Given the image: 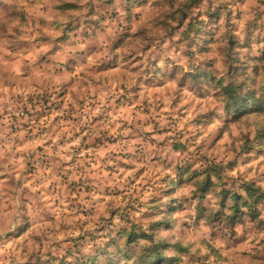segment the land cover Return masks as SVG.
Instances as JSON below:
<instances>
[{"label":"rangeland","instance_id":"1","mask_svg":"<svg viewBox=\"0 0 264 264\" xmlns=\"http://www.w3.org/2000/svg\"><path fill=\"white\" fill-rule=\"evenodd\" d=\"M202 4L203 0H182L179 4L178 0H151V3L150 0H139L128 9L129 23L125 29L128 36L113 50L112 66L105 68L98 64L95 70L83 73L79 95L72 89H62L53 94L40 84L31 85L35 90L28 92L27 103L20 107L22 115L12 117L17 122L9 126L12 132L27 131L42 136L49 128L63 131L65 127L78 125L79 131H73L72 136L84 135L68 161L45 152L50 140L44 146H38L35 152L16 153L15 156L6 153L5 159L0 161V164L7 165V170L0 167V181H4V191L9 196L14 195L13 190L41 168L51 169L45 173L47 187L36 194L41 196L43 205H48L39 220L43 235L35 238L37 248L23 249L24 264H163L161 249L155 244L156 229L164 222L160 214L163 201L152 193L160 191L158 185L164 184L167 185L165 195L174 194L176 181L170 176H161V171L167 170L180 174L182 186L190 185L196 189L193 196L199 201L198 214L205 218L202 223L218 222L215 211L209 212L204 207V201L209 197L212 200L208 207L215 204L222 208L224 216L233 224L240 219L241 211L247 209L252 221L247 226L250 231L245 232V237L251 235L253 242L259 240L264 245L261 238L264 236V214L257 211L258 208L264 209V189L258 187L260 182H264V159H260L264 157V103H254L252 108L238 114L243 102L237 98L236 85L237 79L242 78L246 88L251 84L256 89L250 101L264 94V31L250 28L245 38L240 40L230 30L219 27L223 6L213 10L209 0L205 11ZM66 5L71 6L70 9H62ZM7 7L4 0H0V9ZM135 7H141L142 11L133 20L131 14ZM16 8L19 11H13L0 20V43L4 40L14 42L5 44L4 53H0L4 57V63H0V76L5 77L13 75L15 58L35 50L33 46L44 48L53 39L47 33L61 31V16L82 10L74 0H60L50 10L52 19L45 20L30 16L20 0H16ZM41 10L49 11L47 7ZM150 12L157 14L155 20L149 16ZM203 16H207L209 22L217 23L209 27L201 19ZM109 19L114 18L103 12L97 23L103 24ZM14 22L16 26H13ZM135 23L141 24L138 33L133 31ZM26 28L30 29L28 35L33 37L31 44L19 39ZM150 29H165L169 35L183 30L182 40L174 45L176 52L187 57L189 67L191 61L199 58L200 77L208 81V88L192 92L187 80L197 77L191 76L180 64L167 77L151 82L138 78L129 86L127 74L135 73L144 61L134 51H124L121 56V49L143 43L142 51L147 55L152 47L147 39ZM189 43L198 44L196 51L187 48ZM41 59L42 56L38 57L37 62ZM20 71H23V65ZM30 75H23L20 79L28 81ZM22 87L27 88L28 85ZM101 93H111L106 98L108 107L100 116L87 115L86 112L99 107ZM223 96L230 97L233 102L228 118L221 120L216 102ZM192 109L197 114L184 123L185 116ZM105 116L109 120L120 121L123 127L136 129L141 126L145 131L137 129L136 135L122 139L139 138L145 144L155 145L159 151L151 157L143 154L139 158L131 153H120L118 159H113L117 155L115 153L102 158L93 155V152H103L116 142L111 136L89 134L93 125ZM157 136L162 139L156 140ZM65 139L68 138L62 137L59 143L63 144ZM16 146H20L19 142ZM51 150L58 151L56 145H52ZM81 152L84 155H80ZM22 158L24 168L21 177L24 179H17L14 166L8 161ZM238 165H251L247 171L255 173L250 181L241 185L245 190L249 189V194L257 196L254 204L250 197L247 201H240L237 192L229 187L231 177L225 179V173ZM120 169L123 172L117 180ZM73 172L77 178L70 179ZM97 173L106 177L104 184L94 179ZM235 203L239 209L234 215L231 207ZM187 207L181 205L169 211L178 215ZM231 216L234 220L229 218ZM117 218L120 225L114 223ZM145 225L148 232L144 231ZM9 264L13 261L10 260Z\"/></svg>","mask_w":264,"mask_h":264},{"label":"clouds","instance_id":"2","mask_svg":"<svg viewBox=\"0 0 264 264\" xmlns=\"http://www.w3.org/2000/svg\"><path fill=\"white\" fill-rule=\"evenodd\" d=\"M20 2L28 10L30 16L35 15L45 20H51L50 10L60 0H34V7L32 6L33 0H20ZM74 2L78 3L82 10L68 16H61V31L55 34L47 33L52 35L53 39L44 48L33 46L35 50L15 58L16 69L13 75L0 76V161L5 159L6 153L15 156L16 153L35 152L38 146H44L49 140L51 144L45 148V152L49 156H58L61 160L68 161L72 159V150L80 146L84 134L82 133L80 137L72 136L73 131H79L78 125L65 127L63 131L49 128L42 136L27 131L12 132L9 127L17 123L12 118L14 115H22L19 113V109L27 103L28 92L35 90L31 87L33 83L50 89L53 94L62 89H72L79 95V82L83 79V73L95 70L98 64H103L105 68L111 67L115 58L113 50L128 36V32L125 30L129 23L128 9L138 4L139 0H74ZM180 2L182 0H178V4ZM4 3L8 7L0 9V20L13 11H19L16 8V0H4ZM221 6H223V10L218 22L222 30H230L240 40L245 38L250 28L255 27L258 31H264V0H211L213 10ZM45 7L49 9L48 12L41 10ZM208 7L209 0H203L202 8L206 11ZM141 11V7L134 8L131 14L133 20L135 15ZM103 12H107L114 19H109L98 25L97 20ZM149 16L155 20L157 14L150 12ZM201 19L209 27L217 23V21L209 22L207 16H203ZM13 26H16L15 22ZM140 28L141 24L135 23L133 31L138 33ZM29 31L30 29L26 28L24 35L19 39L31 44L33 37L28 35ZM182 32L183 30L169 35L168 30L165 29H150L147 39L151 41L152 47L147 55L142 51L145 47L143 43L130 44L127 49H121V56L124 51H134L144 61L135 73L127 74L130 87L137 82L138 78L151 82L154 79L167 77L174 73L177 64H180L191 76L197 77L187 80V86L192 92L208 88V81L200 77L199 58L191 61V67H189L190 62L187 57L176 52L174 45L175 42L182 40ZM12 43L14 42L11 40H4L3 43H0V53H4L5 44ZM197 47L198 44L195 46L187 44V48H192L193 51H196ZM187 48L183 51H186ZM41 56L43 59L37 62L38 57ZM0 63H4L3 55H0ZM21 65H23V71H20ZM121 66L123 67L122 62ZM29 73L31 75L28 81L20 79L21 76ZM25 84L28 85L27 88L22 87ZM236 85L238 88L237 98L243 102L238 114H242L245 109L252 108L254 103H264V94L250 101L249 98L256 89L251 84L246 88L244 79L238 78ZM110 94L101 93L99 107L92 112H86V114L100 116L108 107L106 98ZM188 95L191 96V93ZM185 102L187 101L185 100ZM232 102L228 96H223L216 102L219 119L228 118ZM196 114L195 109L188 111L184 123L191 121ZM48 123L50 124V121ZM81 123L84 121L82 120ZM137 129L140 132L145 131L141 126H137L136 129L123 127L120 121L109 120L107 116L99 119L89 130V134L111 136L115 138L116 142L108 145L103 152H93L92 154L98 158L112 156L113 153L117 154L113 159H118L120 153H131L137 158L143 154L151 157L159 151L155 145L145 144L139 138L122 139V137L136 135ZM192 131L195 132L196 129L193 127ZM62 137L68 139L60 144ZM155 139L160 140L162 137L157 136ZM16 142H19L20 146H16ZM52 145H56L58 151L53 152ZM80 155H84V153L81 152ZM24 158L8 161L14 166L17 179H24L21 177ZM260 159H264V157ZM124 162L128 163V161ZM217 163L219 164L220 161ZM0 167L7 170L5 164H0ZM53 167H56V164ZM248 167L251 165H238L232 171L225 173V179L231 177L229 187L237 192L240 201H247L250 195L241 185L250 181L255 175V173H248ZM48 171L51 169L41 168L31 179H25V182L16 187L13 190L14 195L11 196L6 195L4 181H0V264H9L10 260L13 261V264L16 262L24 264L23 249L38 247L35 244V238L43 235V226L39 220L48 205H43L41 196L36 194L41 188L47 187L48 178L45 173ZM122 172V169L117 171V180ZM164 175L175 180L177 187L172 196L165 195L167 185L164 184L158 185L160 191L152 193L157 199L163 201L160 214L164 222L156 229L155 239V244L161 249L163 264H264V245H261L259 240L253 242L254 237L251 235L245 237V232L250 231V227L247 226H250L252 221L247 209L241 211L240 219L233 224L224 216L222 208L215 204L208 207L209 201L212 200V197H209L204 201V207L209 212L215 211L218 222L215 224L202 223L201 221L205 218L198 214L199 201L193 196L196 189L190 185L182 186L180 174L177 172L161 171V176ZM53 178L59 180L58 176ZM75 178H77V174L73 172L70 179ZM124 178L127 179V174L124 175ZM94 179L104 184L106 177L97 173ZM36 181L42 182L36 183ZM233 186L235 187L233 188ZM258 187L264 189V182H260ZM181 205H188V207L181 214L172 215L169 210ZM199 211H203V209ZM257 211L264 214V209L258 208ZM114 223L120 225L121 221L117 218ZM144 231H149L147 225L144 226ZM234 237L236 238L234 239ZM261 238L264 239V236ZM237 245L240 246L237 247Z\"/></svg>","mask_w":264,"mask_h":264},{"label":"trees","instance_id":"3","mask_svg":"<svg viewBox=\"0 0 264 264\" xmlns=\"http://www.w3.org/2000/svg\"><path fill=\"white\" fill-rule=\"evenodd\" d=\"M70 7L71 6H69V5H66V6H63L62 7V9H70ZM249 187V186H248ZM246 190L249 192V189L248 188H246ZM249 197L251 198V199H253V204L256 202V200L258 199V198H256L257 196H254V195H252V194H250L249 195ZM255 197V198H254ZM238 209H239V207H238V205L235 203V204H233V206L231 207V211H232V213L235 215V212L236 211H238ZM231 220H234V216H231V217H229Z\"/></svg>","mask_w":264,"mask_h":264}]
</instances>
